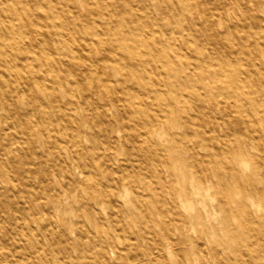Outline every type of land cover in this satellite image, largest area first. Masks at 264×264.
I'll return each instance as SVG.
<instances>
[{
    "label": "bare ground",
    "instance_id": "obj_1",
    "mask_svg": "<svg viewBox=\"0 0 264 264\" xmlns=\"http://www.w3.org/2000/svg\"><path fill=\"white\" fill-rule=\"evenodd\" d=\"M0 118V264H264V0H0Z\"/></svg>",
    "mask_w": 264,
    "mask_h": 264
},
{
    "label": "rangeland",
    "instance_id": "obj_2",
    "mask_svg": "<svg viewBox=\"0 0 264 264\" xmlns=\"http://www.w3.org/2000/svg\"><path fill=\"white\" fill-rule=\"evenodd\" d=\"M236 13L238 17H241L242 14L240 13V9H236ZM253 15L258 17L261 16L260 12L252 11ZM242 33V32H241ZM2 125V121L0 118V127ZM201 150V149H200ZM2 158L8 167L9 170H12L15 165H23L25 163V158L22 155L21 151L18 149H14V159L12 157H7V155L4 154L3 151H1ZM29 159L35 161L36 158L33 156H30ZM25 176L28 177V172H25ZM34 183H36V180H33ZM17 188L15 185L12 184L11 180H6L0 183V253L6 254L9 257L13 259L12 254H17L18 259H25L24 252H26V249H30L29 244H20V246H17L16 243H14L13 236L16 234L17 231L23 230L25 233H31V230L33 233H36L39 235L40 229L38 226H36L34 223L30 224L28 221L19 218L18 219V213L19 211L15 212L13 205L10 204V201L13 197V194H15ZM19 210L26 211V203L24 200L20 199L18 202ZM40 241L42 242L41 245L46 250V254L49 256H53L54 253L48 249L49 247L46 245V240L39 237ZM28 246V247H27ZM75 254V253H74ZM55 258V257H52ZM43 259L40 258V256L36 255L35 261L41 263ZM54 264H73L65 255H61L57 257V261Z\"/></svg>",
    "mask_w": 264,
    "mask_h": 264
}]
</instances>
